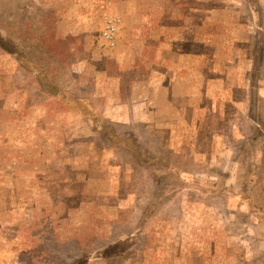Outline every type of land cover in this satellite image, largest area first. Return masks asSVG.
Here are the masks:
<instances>
[{
    "label": "rangeland",
    "instance_id": "rangeland-1",
    "mask_svg": "<svg viewBox=\"0 0 264 264\" xmlns=\"http://www.w3.org/2000/svg\"><path fill=\"white\" fill-rule=\"evenodd\" d=\"M0 33L40 74L0 46V264H264V0H0Z\"/></svg>",
    "mask_w": 264,
    "mask_h": 264
},
{
    "label": "trees",
    "instance_id": "trees-1",
    "mask_svg": "<svg viewBox=\"0 0 264 264\" xmlns=\"http://www.w3.org/2000/svg\"><path fill=\"white\" fill-rule=\"evenodd\" d=\"M5 41H9L7 38H5L1 33H0V46H3L10 54L14 55L15 58L24 65L25 68H27L28 71H35L36 72V77L39 78L38 76L40 75L37 70L34 68L35 65L33 63H29L26 61L27 55L26 53L20 49V47L11 42L13 49H11V47L9 45H7L6 43H4ZM38 67V66H36ZM33 68V69H32ZM39 74V75H38ZM39 82L42 83V81L39 80ZM42 86L44 88L46 87H53L52 85H49L47 83V80L44 81V83H42ZM49 90V89H48ZM50 92L53 93L52 90H49ZM55 94V93H54ZM57 97H60V99L63 101V103L65 104V106L69 109L78 111L80 114L85 116V119H90L92 121L96 122L97 125V113L96 110L94 108L91 107L90 104H88L85 99H80L74 95H71L69 92L64 91L62 89H60V92L55 94ZM98 130H101L104 134H108V136H110V139L114 142V143H123L126 144L127 146L130 145V143L133 144V146L135 147L134 152L136 153V157L138 158V161L144 165V166H150L149 163L152 162L154 159L151 158L150 156H148V153L145 150H137V143L133 141V139L131 138H122L119 137L115 134L114 130L111 129L110 127H102L99 126V128H97ZM257 133L255 135V139L258 138V135L260 134L259 129H257ZM244 154V152H242L241 154H239L240 156H237L236 161L238 162V174H237V187L239 190V195L243 196L245 198H251L250 195V191L252 190V182L253 179L251 178L252 175V169H251V165L249 166L248 164V159L244 158L242 155ZM161 167H163L161 165ZM169 170L168 168L166 169V171ZM168 172V171H167ZM164 177V181H167V179H173L175 177H177V182L175 184H181L180 178L178 177V175L174 174V173H169V176L167 174H165ZM159 179H157L156 181H158ZM161 181V180H160ZM162 190H164L165 192L168 191L169 188L167 189H163V184H160ZM160 190V189H159ZM256 203H253V206ZM252 206V207H253ZM254 208V207H253ZM262 208V207H260Z\"/></svg>",
    "mask_w": 264,
    "mask_h": 264
},
{
    "label": "built area",
    "instance_id": "built-area-1",
    "mask_svg": "<svg viewBox=\"0 0 264 264\" xmlns=\"http://www.w3.org/2000/svg\"><path fill=\"white\" fill-rule=\"evenodd\" d=\"M111 23H112V22H110V24L108 25V30H107V32H106V33H108V34H109V33L111 34V33L114 31V27H115V26H114L113 24H111Z\"/></svg>",
    "mask_w": 264,
    "mask_h": 264
}]
</instances>
